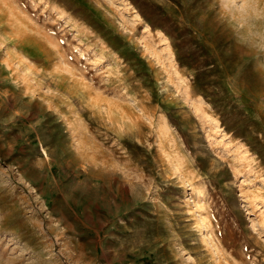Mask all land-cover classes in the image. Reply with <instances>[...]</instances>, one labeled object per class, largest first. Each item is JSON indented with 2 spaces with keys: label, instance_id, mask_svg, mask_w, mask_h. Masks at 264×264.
Returning a JSON list of instances; mask_svg holds the SVG:
<instances>
[{
  "label": "rangeland",
  "instance_id": "rangeland-1",
  "mask_svg": "<svg viewBox=\"0 0 264 264\" xmlns=\"http://www.w3.org/2000/svg\"><path fill=\"white\" fill-rule=\"evenodd\" d=\"M256 25L264 0H0V264H264Z\"/></svg>",
  "mask_w": 264,
  "mask_h": 264
},
{
  "label": "bare ground",
  "instance_id": "bare-ground-1",
  "mask_svg": "<svg viewBox=\"0 0 264 264\" xmlns=\"http://www.w3.org/2000/svg\"><path fill=\"white\" fill-rule=\"evenodd\" d=\"M237 7H238V6H237ZM230 14H231V13H230ZM240 17H241V16H240ZM247 19H248V18H247ZM256 27H257V30H258L260 36L264 38V27H258L257 25H256ZM201 229H202V228H201ZM201 232L203 233L202 230H201Z\"/></svg>",
  "mask_w": 264,
  "mask_h": 264
}]
</instances>
